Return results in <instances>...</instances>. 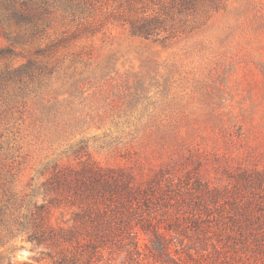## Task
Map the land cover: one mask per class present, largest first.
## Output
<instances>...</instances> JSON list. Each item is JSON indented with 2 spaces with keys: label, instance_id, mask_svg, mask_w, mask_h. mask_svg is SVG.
<instances>
[{
  "label": "rangeland",
  "instance_id": "rangeland-1",
  "mask_svg": "<svg viewBox=\"0 0 264 264\" xmlns=\"http://www.w3.org/2000/svg\"><path fill=\"white\" fill-rule=\"evenodd\" d=\"M133 6L164 17L156 34L135 35L114 17L125 0H97L84 14L58 10L33 36L31 23L0 22V47L15 52L0 58V72L36 63L22 70L33 75L24 73L18 101L0 119V142L13 156L1 174L10 169L18 195L53 164L87 159L171 168L175 181L190 185L197 175L231 187L239 172L264 170V0ZM82 25L91 29L77 31ZM220 205L196 224L183 213L185 231L163 242L164 264H264V237L240 233L228 220L230 205ZM71 210L53 207L51 220L65 221ZM144 243L149 236L141 234L139 264H160ZM41 249L18 235L0 245V264H43L34 260Z\"/></svg>",
  "mask_w": 264,
  "mask_h": 264
},
{
  "label": "trees",
  "instance_id": "trees-1",
  "mask_svg": "<svg viewBox=\"0 0 264 264\" xmlns=\"http://www.w3.org/2000/svg\"><path fill=\"white\" fill-rule=\"evenodd\" d=\"M95 1L0 0V22L31 23V36L38 35L44 30L39 23L48 25L54 12L84 14ZM134 1L125 0L126 10L114 17L128 24L133 34L149 38L163 26L164 17L145 10L135 13ZM150 1L160 6L169 3L178 9L191 2ZM89 29L90 26L82 25L77 31ZM65 40L52 41L45 49L36 48L34 54L41 55ZM14 54L11 47H0V58ZM32 66L35 68L36 63L29 61L22 67L0 72V119L18 101L16 88L20 87L16 85L24 84V73L33 75L22 70H33ZM0 151V245L21 235L34 247L42 246L40 257L34 259L36 263L43 260V264H139L140 235L144 234L149 236L151 245H144L152 252L154 262L164 264L161 258L166 254L163 242L167 234L184 232L182 220L190 215V221L196 224L197 217L203 220L200 214L209 216L213 208L222 211L221 201L230 205V219L227 218L240 233L248 231L255 237H264V170L239 172L231 187L211 184L197 175L190 185L186 180L175 181L171 168L102 165L87 159L75 164H53L49 175L36 188L20 196L10 186V169L8 174H1L5 170L3 160L13 157L8 141L6 147L0 142ZM36 194L44 197L40 203L33 199ZM61 205L72 208L70 217L53 222L51 211Z\"/></svg>",
  "mask_w": 264,
  "mask_h": 264
}]
</instances>
